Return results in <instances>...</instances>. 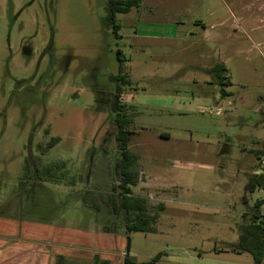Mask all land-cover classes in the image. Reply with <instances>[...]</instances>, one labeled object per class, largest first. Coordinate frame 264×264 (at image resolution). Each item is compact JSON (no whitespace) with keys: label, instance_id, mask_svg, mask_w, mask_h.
I'll use <instances>...</instances> for the list:
<instances>
[{"label":"rangeland","instance_id":"1","mask_svg":"<svg viewBox=\"0 0 264 264\" xmlns=\"http://www.w3.org/2000/svg\"><path fill=\"white\" fill-rule=\"evenodd\" d=\"M106 3L0 0V233L29 242L58 230L68 243L110 225L124 253L110 264H123L119 217L80 198L118 176L111 77L122 67L129 149L139 156L133 196L159 216L157 233L131 234L136 261L255 264L231 248L257 201L264 214V188L245 191L264 173V155L251 152L264 141V0H141L115 15V30Z\"/></svg>","mask_w":264,"mask_h":264},{"label":"trees","instance_id":"2","mask_svg":"<svg viewBox=\"0 0 264 264\" xmlns=\"http://www.w3.org/2000/svg\"><path fill=\"white\" fill-rule=\"evenodd\" d=\"M140 0H107L106 12H107V25L113 27L115 30L114 22L115 15L117 13H128L131 8L138 6ZM122 67H120L118 76H112L111 80L116 83L115 92L112 97V112H114L115 118V136L117 140V148L119 150L120 159L118 161V176L114 178L110 189L106 191L100 190H84L80 196L83 204L88 206L95 213H106L109 217H119V221L123 225V229L126 230V256L123 264H138L130 256L131 240L130 235L132 233H157V221L159 219L158 214H152L149 209V203L146 199L141 197H134L133 190L140 182V171L135 170V166L139 161V156L132 153L129 149L132 132L130 129V121L125 116V104H122L123 88L122 85L129 84L126 81V76L122 73ZM213 71H216L217 76L222 78L221 74L226 72L223 64L215 66ZM224 79V78H223ZM222 79V80H223ZM226 93L222 90V96L226 97ZM57 140H52L47 148L46 152L52 149ZM260 158L259 156H257ZM59 167L63 168V165L50 166L44 170L46 171L49 179H55L53 170H59ZM29 170H26L28 172ZM110 176L115 177V174L110 170ZM44 174L41 170L37 169V175ZM43 176V175H42ZM79 177V176H78ZM79 181H83L80 176ZM77 182V177H72L71 183L68 185L74 186ZM264 188V173L253 174L245 185L246 196L255 193L256 189ZM262 201H257L254 208H251L249 213L245 214V225L242 228V234L240 236V243L232 246L233 252L248 253L252 256L255 264H264V222L261 220L260 209ZM159 210L163 211V205L159 206ZM110 225L104 226V231H109ZM161 254L157 255L151 262L139 263V264H154L159 261ZM95 264H110L107 261H101L97 256L94 257ZM54 264H82L81 261L69 260L63 256H57L54 260Z\"/></svg>","mask_w":264,"mask_h":264},{"label":"crops","instance_id":"3","mask_svg":"<svg viewBox=\"0 0 264 264\" xmlns=\"http://www.w3.org/2000/svg\"><path fill=\"white\" fill-rule=\"evenodd\" d=\"M260 144L263 145L262 148H258L257 150L251 151L259 157L262 154L264 155V141H262ZM261 217V220L264 222V214L261 213ZM0 223L2 224V220L0 221ZM5 223H7V221ZM5 223L3 225H5ZM8 227L12 228L13 231H16V234L14 236L18 237V235L22 234V231L18 233V224L12 223ZM68 232L71 231L68 230ZM105 232L107 231H104V227L103 231L94 230L93 233H95V238H92V234L89 231L87 232L85 229H83L82 231H75L74 233L71 232V235L68 234V237H70L71 239V241H68V243L64 242L65 240L63 239L64 237H66L67 234H63L61 233V231L58 230L53 234L50 239L41 240V237H38L33 241L29 242H24L25 239H21L23 241L18 242L12 241L7 239L6 235L0 233V264H25V262H27V264H35L36 262L40 264L41 260L46 261V263L49 262L50 264H54V259L57 256L67 257L69 260L75 261H93L94 257L97 256L101 261H108L110 263V261L118 259L122 255H124V253L123 251H121L122 249H118L116 247V240H109L107 236L108 233ZM129 237L131 240V235ZM76 242H79V244ZM51 243L55 245L51 246ZM75 244H78L81 247L75 248ZM129 256L138 264L145 263L136 261L137 255L133 252L132 241Z\"/></svg>","mask_w":264,"mask_h":264},{"label":"built area","instance_id":"4","mask_svg":"<svg viewBox=\"0 0 264 264\" xmlns=\"http://www.w3.org/2000/svg\"><path fill=\"white\" fill-rule=\"evenodd\" d=\"M261 166H262L263 171H264V161L261 162Z\"/></svg>","mask_w":264,"mask_h":264}]
</instances>
